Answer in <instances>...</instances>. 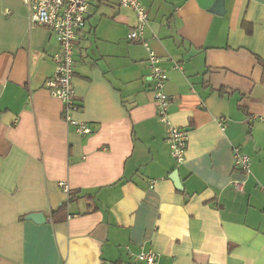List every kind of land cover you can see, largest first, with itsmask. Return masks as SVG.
Instances as JSON below:
<instances>
[{
	"label": "crops",
	"instance_id": "crops-1",
	"mask_svg": "<svg viewBox=\"0 0 264 264\" xmlns=\"http://www.w3.org/2000/svg\"><path fill=\"white\" fill-rule=\"evenodd\" d=\"M215 1L140 0L187 135L176 168L147 52L126 38L131 8L89 2L73 52L72 117L91 130L79 134L44 86L55 36L22 0H0V264H144L148 251L157 264H264V0H223L221 14Z\"/></svg>",
	"mask_w": 264,
	"mask_h": 264
},
{
	"label": "built area",
	"instance_id": "built-area-1",
	"mask_svg": "<svg viewBox=\"0 0 264 264\" xmlns=\"http://www.w3.org/2000/svg\"><path fill=\"white\" fill-rule=\"evenodd\" d=\"M26 6L29 24L46 26L57 40V49L52 54L54 72L45 83L48 93L60 100L62 104L61 119L67 125L74 126L79 134H88L90 128L84 123L76 121L72 114L80 109L76 102L73 87L74 75V44L78 33L85 26L89 15L90 0H22ZM122 6L129 7L135 15V25L129 29L126 38L131 42H137L147 52L149 77L152 81V93L156 109V117L165 127V143L170 155L178 168L185 160L187 135L186 132L175 126L169 116V97L165 93L167 73L161 65V59L145 37L148 25V12L140 0H118ZM175 68H178L175 65ZM218 125L223 129L222 119ZM233 169L242 173L249 171V157L240 147L233 148ZM59 186L66 194L67 200L71 199L69 187L65 182H59ZM242 184V183H241ZM137 261L144 264H157L153 252H141L135 256Z\"/></svg>",
	"mask_w": 264,
	"mask_h": 264
},
{
	"label": "water",
	"instance_id": "water-1",
	"mask_svg": "<svg viewBox=\"0 0 264 264\" xmlns=\"http://www.w3.org/2000/svg\"><path fill=\"white\" fill-rule=\"evenodd\" d=\"M211 11L217 14H221L223 12V0H216ZM171 179H173L177 184H179L177 172H174V175L171 176ZM25 218L28 220H32L36 224L45 223L46 221L42 213H29L25 216Z\"/></svg>",
	"mask_w": 264,
	"mask_h": 264
},
{
	"label": "trees",
	"instance_id": "trees-1",
	"mask_svg": "<svg viewBox=\"0 0 264 264\" xmlns=\"http://www.w3.org/2000/svg\"><path fill=\"white\" fill-rule=\"evenodd\" d=\"M70 193H71V196H72V197H71V200H72V199L75 198V196H76V192H70ZM64 208H65V205L63 204V205L59 208V210H60V211H61V210L63 211Z\"/></svg>",
	"mask_w": 264,
	"mask_h": 264
}]
</instances>
